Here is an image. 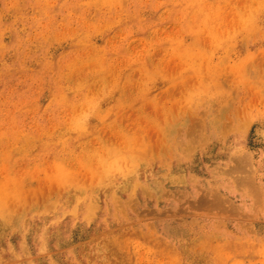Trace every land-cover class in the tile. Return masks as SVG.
<instances>
[{
  "label": "rangeland",
  "instance_id": "374dc122",
  "mask_svg": "<svg viewBox=\"0 0 264 264\" xmlns=\"http://www.w3.org/2000/svg\"><path fill=\"white\" fill-rule=\"evenodd\" d=\"M0 264H264V0H0Z\"/></svg>",
  "mask_w": 264,
  "mask_h": 264
},
{
  "label": "bare ground",
  "instance_id": "6f19581e",
  "mask_svg": "<svg viewBox=\"0 0 264 264\" xmlns=\"http://www.w3.org/2000/svg\"><path fill=\"white\" fill-rule=\"evenodd\" d=\"M246 155H247V154H246ZM239 157H240V156H239ZM240 159H241V161H242V157H241ZM241 161H239V160H235L236 163L241 162ZM245 162H246V161H245ZM243 163H244V162H243ZM248 164H249V163H248ZM234 165H235V163H234ZM238 165H240V164H237V166H238ZM242 166H243V165H242ZM230 167H232V166H230ZM234 170H235V169H234ZM238 170H239V168H238ZM240 170H241V169H240ZM231 171H232V169H231ZM221 172H222V171H221ZM232 172H233V171H232ZM232 172H231V173H232ZM241 172H242V171H241ZM244 172L246 173V170H245V169H244ZM244 172H243V173H244ZM231 173H230V174H231ZM235 173H236V172H235ZM236 174H237V173H236ZM244 175H245V174H244ZM231 176H232V175H231ZM236 178H237V177H234V179H236ZM239 178H240V177H239ZM234 179H233V181H234ZM236 180H237V179H236ZM236 182H237V181H236ZM241 182H242V181H241ZM241 182H239V180H238V185H239V183H241ZM248 183H249V181H248ZM234 184H235V182H234ZM236 184H237V183H236ZM244 185H245V184H244ZM240 186H241V185H240ZM249 186H250V184H249ZM238 187H239V186H238ZM256 187H257V186H256ZM261 187H262V186H261ZM243 188H244V187H243ZM258 188H259V187H258ZM246 189H247V188H246ZM249 189H250V188H249ZM252 190H253V188H252ZM247 191H248V190H247ZM249 192H250V191H249ZM252 192H253V191H252ZM252 192H251V193H252ZM258 192H259V191H258ZM147 194H148V193H147ZM253 194H254V193H253ZM255 194H256V193H255ZM214 195H216V194H214ZM212 197H213V196H212ZM219 197H220V196H219ZM219 197H218V198H219ZM113 198H114V197H113ZM207 198H208V197H207ZM203 199H204V198H203ZM221 199H222V198H221ZM221 199H220V200H221ZM213 200H214V199H213ZM216 200H217V199H216ZM209 201H210V200H209ZM224 201H225V200H223V202L221 201V203H224ZM78 202H79V201H78ZM207 202H208V201H207ZM213 202H214V201H213ZM218 202H219V201H218ZM216 203H217V201H216ZM227 204H228V203H227ZM213 205H214V204H213ZM211 206H212V205H211ZM214 206H215V205H214ZM196 207H198V206H196ZM222 207H223V206H222ZM228 207H229V206H228ZM76 208H77V207H76ZM132 208H133V207H132ZM226 208H227V207H226ZM89 209H91V208H89ZM93 209H94V208H93ZM228 209H229V208H228ZM73 210H74V209H73ZM208 210H209V209H208ZM206 211H207V210H206ZM232 212H234V211H232ZM178 213H179V212H178ZM234 214H235V213H234ZM235 215H236V214H235ZM228 216H229V215H228ZM242 217H243V216H242ZM245 218H246V217H245Z\"/></svg>",
  "mask_w": 264,
  "mask_h": 264
}]
</instances>
